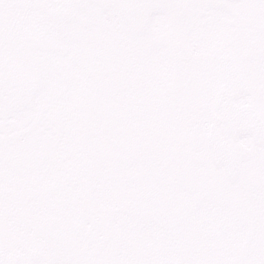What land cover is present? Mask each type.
Listing matches in <instances>:
<instances>
[{"label":"snow or ice","instance_id":"obj_1","mask_svg":"<svg viewBox=\"0 0 264 264\" xmlns=\"http://www.w3.org/2000/svg\"><path fill=\"white\" fill-rule=\"evenodd\" d=\"M0 264H264V0H0Z\"/></svg>","mask_w":264,"mask_h":264}]
</instances>
